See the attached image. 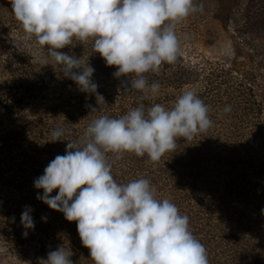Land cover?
I'll return each instance as SVG.
<instances>
[{"label":"clouds","instance_id":"obj_1","mask_svg":"<svg viewBox=\"0 0 264 264\" xmlns=\"http://www.w3.org/2000/svg\"><path fill=\"white\" fill-rule=\"evenodd\" d=\"M11 4L25 39L34 38L46 47L54 62L43 63L62 67L81 92L97 91L94 67L59 50L92 39L94 51L107 66L117 67L114 76H128L130 90L142 91L145 99L156 97L161 87L158 81L150 84L145 74L159 73L162 64L177 61V26L202 11L194 0H11ZM208 112L197 92L185 89L171 108L157 103L146 109L142 103L118 118L93 120L78 141L67 145L66 154L57 155L34 181L43 189L37 199L77 222L94 264H209L206 249L190 231L189 217L167 198L157 199L147 178L118 183L107 158L109 153L117 160L134 153L158 162L176 149L179 138L189 141L205 132L212 125ZM64 134L57 128L49 141H60ZM33 211L25 206L21 215L25 229L35 228ZM72 254L59 247L41 262L73 264Z\"/></svg>","mask_w":264,"mask_h":264},{"label":"trees","instance_id":"obj_2","mask_svg":"<svg viewBox=\"0 0 264 264\" xmlns=\"http://www.w3.org/2000/svg\"><path fill=\"white\" fill-rule=\"evenodd\" d=\"M260 10L261 24H264V4ZM59 51L94 67L93 76H104L107 87L98 88L95 93L56 97L46 115L40 114L41 118L26 126L23 134L32 136L33 132L38 138L43 157L46 155L44 160L51 162L57 155L66 154L67 145L78 141L97 118H118L142 103L146 109L157 103L171 108L186 86H193L197 80L204 81L203 88L195 91L208 106L212 125L192 140L179 138L176 149L165 153L158 162L134 153H124L118 160L114 154H107L113 164L112 175L118 183L149 179L157 199L167 198L181 215L189 217L190 231L206 249L209 264H264V234H260L259 224L253 220L264 217V86L257 83L256 75L241 73L236 65L225 70L228 76L224 80L221 71L205 73L196 65L185 64L179 53L174 64L164 63L159 73L145 74L150 84L158 81L160 89L170 88L177 90L176 93L145 99L142 91L130 90L128 76H114L117 67L107 66L104 58L94 51L92 39L85 44L77 41L74 46ZM29 55L25 56L29 58ZM27 65L20 64L22 83H15L13 90L0 87V108L3 109L0 116L10 117L13 106L20 112L29 96L47 97L67 86H78L64 76L60 66L50 65L52 68L45 69L48 76L44 75L39 82L36 76L33 78L32 68L29 73ZM110 85L115 87L114 93L106 91ZM227 106L231 110L225 112ZM44 116L50 121L47 129L41 126L48 121H44ZM57 128H62L65 134L62 140L50 142L51 133ZM8 171L0 166L1 176ZM30 199H26L24 206H47L36 196ZM249 206L260 207L254 210ZM61 214L63 233L77 246L72 261L79 264L88 260L94 264L90 249L82 244L77 222L68 221ZM47 216L41 214L39 219ZM11 222L15 221L2 223L8 229L16 228V224L8 225Z\"/></svg>","mask_w":264,"mask_h":264},{"label":"rangeland","instance_id":"obj_3","mask_svg":"<svg viewBox=\"0 0 264 264\" xmlns=\"http://www.w3.org/2000/svg\"><path fill=\"white\" fill-rule=\"evenodd\" d=\"M194 3L202 5V11L190 15L177 26L180 53L185 64L196 65L200 72L203 70L205 73L221 71L224 80L228 76L225 70L237 65L241 73H254L257 83L263 87L264 24H261L259 13L264 0H194ZM28 54L31 57L25 56ZM45 60L52 63L47 57L46 47L39 46L34 38L25 39L21 23L14 16L11 0H0V87L8 86L13 90L15 83H22L24 77L20 64L25 63L28 64L29 73L32 68L33 78L36 76L35 79L40 82L47 72L45 69L52 66L45 65ZM105 79L97 74L92 77L98 88L107 87ZM203 85L204 81L197 80L193 86H186L183 91L200 90ZM65 88L59 91L61 95L52 93L40 98L29 96L20 112L13 106L10 110L14 113H9L10 117L6 114L0 116V166L9 170L5 176L0 175V264H43L41 259H47L48 253L59 247H66L74 253L72 256L77 251V246L63 233L62 212H57L48 205L31 206L34 210V229H25L21 224L26 199L31 200L38 193L43 194V189H37L34 181L44 174L50 163L44 160L46 155L44 158L42 147L38 146V138L33 132L32 136H27V132L23 133L34 119L41 118L40 114L46 115L56 97L82 93L75 85ZM114 88L110 85L105 89L114 93ZM176 91L162 88L156 97L173 95ZM1 111L2 108L0 113ZM46 120L48 119L44 116V121ZM49 122L48 120L41 126L47 129ZM54 192L56 195L58 190ZM259 207L249 206L254 210ZM10 214L13 218L8 217ZM41 214L48 215L46 221L39 219ZM12 220L15 222L8 225L16 224V228L8 229L2 223ZM253 220L259 224L260 234H264V217H254ZM25 231L28 232L27 236L24 235ZM79 264L91 263L83 260Z\"/></svg>","mask_w":264,"mask_h":264}]
</instances>
